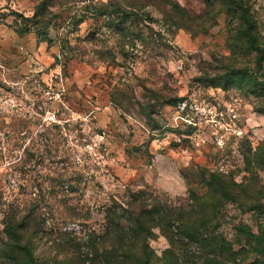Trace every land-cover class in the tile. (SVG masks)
I'll list each match as a JSON object with an SVG mask.
<instances>
[{"label": "rangeland", "instance_id": "1", "mask_svg": "<svg viewBox=\"0 0 264 264\" xmlns=\"http://www.w3.org/2000/svg\"><path fill=\"white\" fill-rule=\"evenodd\" d=\"M212 4L0 0V230L33 213L79 233L67 205L93 223L130 191L178 207L211 190L229 239L264 234V73ZM249 4L263 39L264 0Z\"/></svg>", "mask_w": 264, "mask_h": 264}, {"label": "trees", "instance_id": "2", "mask_svg": "<svg viewBox=\"0 0 264 264\" xmlns=\"http://www.w3.org/2000/svg\"><path fill=\"white\" fill-rule=\"evenodd\" d=\"M211 2L238 22L236 40L254 54L257 70L264 73V38L249 0ZM46 10L41 2L32 19L43 22ZM192 197L172 207L147 191H130L128 199L104 205L93 223H88L94 219L89 209L81 215L67 205L69 212L59 219L79 223V233L46 231L33 213H10L0 230V264H264V234L234 224L229 239L221 228L224 198L211 190ZM247 207L256 210L258 204ZM157 232L168 243L161 253L151 245ZM42 241L47 247L40 250Z\"/></svg>", "mask_w": 264, "mask_h": 264}]
</instances>
